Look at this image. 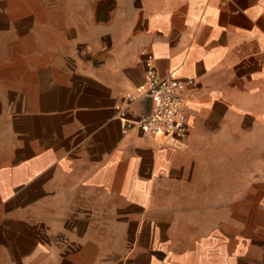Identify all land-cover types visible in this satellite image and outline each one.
<instances>
[{"label": "crops", "instance_id": "crops-1", "mask_svg": "<svg viewBox=\"0 0 264 264\" xmlns=\"http://www.w3.org/2000/svg\"><path fill=\"white\" fill-rule=\"evenodd\" d=\"M0 264H264V0H0Z\"/></svg>", "mask_w": 264, "mask_h": 264}, {"label": "built area", "instance_id": "built-area-1", "mask_svg": "<svg viewBox=\"0 0 264 264\" xmlns=\"http://www.w3.org/2000/svg\"><path fill=\"white\" fill-rule=\"evenodd\" d=\"M143 55L145 86L143 90L129 94L123 99V106L118 108L121 127L123 130L136 127L145 138L169 136L182 140L188 134L184 85L171 72L165 76L160 75L153 65L152 56L145 51ZM143 98L150 101V112L137 119L129 118L126 108Z\"/></svg>", "mask_w": 264, "mask_h": 264}, {"label": "rangeland", "instance_id": "rangeland-1", "mask_svg": "<svg viewBox=\"0 0 264 264\" xmlns=\"http://www.w3.org/2000/svg\"><path fill=\"white\" fill-rule=\"evenodd\" d=\"M231 217V218H230ZM227 220H232V214L231 213H226V212H221V222H224ZM243 251L247 252L249 249L248 245L243 246Z\"/></svg>", "mask_w": 264, "mask_h": 264}]
</instances>
